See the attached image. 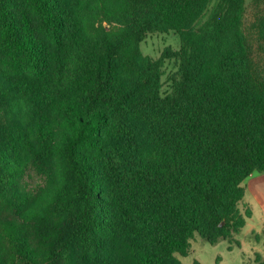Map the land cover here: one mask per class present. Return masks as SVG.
I'll return each mask as SVG.
<instances>
[{
    "label": "trees",
    "instance_id": "1",
    "mask_svg": "<svg viewBox=\"0 0 264 264\" xmlns=\"http://www.w3.org/2000/svg\"><path fill=\"white\" fill-rule=\"evenodd\" d=\"M245 3L0 0V264H183L195 233L240 245L244 181L264 172ZM169 31L178 49L144 54ZM31 168L45 184L22 188Z\"/></svg>",
    "mask_w": 264,
    "mask_h": 264
},
{
    "label": "rangeland",
    "instance_id": "2",
    "mask_svg": "<svg viewBox=\"0 0 264 264\" xmlns=\"http://www.w3.org/2000/svg\"><path fill=\"white\" fill-rule=\"evenodd\" d=\"M264 12V0H246L245 12L243 15L244 29L251 35V39L256 47V52L264 57V51L258 48L259 41L257 40L258 17ZM206 16L203 17L205 19ZM103 25L110 27L107 22ZM181 45L180 35L178 32H153L149 33L146 39L142 42V50L145 55H150L153 58H158L167 48L178 49ZM178 61L174 58L166 59L163 67V92L167 93L171 90L172 81L170 77L176 72ZM46 175L31 168L23 175L21 179V187L31 189L38 184L44 185ZM244 184H246L244 182ZM247 196L240 202L242 212L247 210V205L244 204ZM262 211L259 206L254 204L253 217L248 220V223L242 230L236 234L235 238L239 240L240 245L229 239H220L216 243H210L199 233H195L191 238V249L187 255L177 254L183 264H254L256 253H260L264 257V228L260 222ZM254 228H253V227ZM255 229V230H253Z\"/></svg>",
    "mask_w": 264,
    "mask_h": 264
},
{
    "label": "crops",
    "instance_id": "3",
    "mask_svg": "<svg viewBox=\"0 0 264 264\" xmlns=\"http://www.w3.org/2000/svg\"><path fill=\"white\" fill-rule=\"evenodd\" d=\"M244 182L246 183L244 184L246 186L245 196H247L249 192L251 193L250 196H252L250 198L248 197L244 202V204H246L251 210V216L248 217L246 224L248 223V220L253 217L254 204H256L262 211L260 222L263 224L264 228V172H253Z\"/></svg>",
    "mask_w": 264,
    "mask_h": 264
}]
</instances>
